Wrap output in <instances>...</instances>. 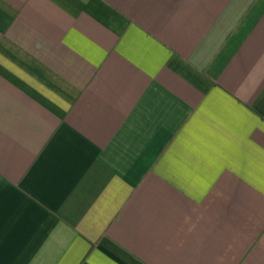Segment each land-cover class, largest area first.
Returning <instances> with one entry per match:
<instances>
[{
	"label": "crops",
	"instance_id": "obj_1",
	"mask_svg": "<svg viewBox=\"0 0 264 264\" xmlns=\"http://www.w3.org/2000/svg\"><path fill=\"white\" fill-rule=\"evenodd\" d=\"M0 264H264V0H0Z\"/></svg>",
	"mask_w": 264,
	"mask_h": 264
}]
</instances>
